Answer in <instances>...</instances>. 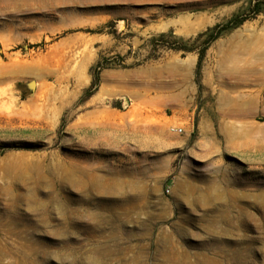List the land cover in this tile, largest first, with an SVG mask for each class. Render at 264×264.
Wrapping results in <instances>:
<instances>
[{
  "label": "rangeland",
  "instance_id": "374dc122",
  "mask_svg": "<svg viewBox=\"0 0 264 264\" xmlns=\"http://www.w3.org/2000/svg\"><path fill=\"white\" fill-rule=\"evenodd\" d=\"M258 4L0 0V264H264Z\"/></svg>",
  "mask_w": 264,
  "mask_h": 264
},
{
  "label": "trees",
  "instance_id": "16d2710c",
  "mask_svg": "<svg viewBox=\"0 0 264 264\" xmlns=\"http://www.w3.org/2000/svg\"><path fill=\"white\" fill-rule=\"evenodd\" d=\"M254 14L255 15H259L261 13L264 12V9L260 8L259 4L256 5L254 8ZM247 20V18H239V17H236L234 18L233 20H231L230 22L227 23L226 26H224V29H233V28H237L239 27L240 25H242L245 21ZM211 31V30H210ZM220 34H217V36H214V40L217 39L219 37ZM202 35H200L199 37H201ZM185 51H188V52H191L192 50L191 49H188V48H185ZM202 58H203V53H201L200 55V61H199V69H200V66H201V61H202ZM95 69L97 70V75L96 77L94 78L93 80V83H92V86H91V89L89 91V97H91L95 91L98 89L99 87V73L100 71H102L103 69H105L104 66H102L100 63H98L95 67Z\"/></svg>",
  "mask_w": 264,
  "mask_h": 264
},
{
  "label": "built area",
  "instance_id": "2783aa9c",
  "mask_svg": "<svg viewBox=\"0 0 264 264\" xmlns=\"http://www.w3.org/2000/svg\"><path fill=\"white\" fill-rule=\"evenodd\" d=\"M171 130H172V132H175V133H182L183 132L182 128H172Z\"/></svg>",
  "mask_w": 264,
  "mask_h": 264
}]
</instances>
